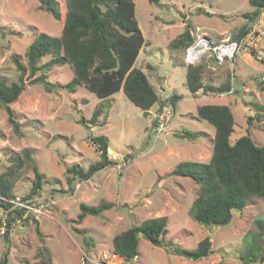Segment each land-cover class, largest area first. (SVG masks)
<instances>
[{
	"label": "rangeland",
	"instance_id": "rangeland-1",
	"mask_svg": "<svg viewBox=\"0 0 264 264\" xmlns=\"http://www.w3.org/2000/svg\"><path fill=\"white\" fill-rule=\"evenodd\" d=\"M59 2L63 15L64 3ZM133 2L135 18L148 43L140 50L135 66L147 75L160 99L172 93L181 95L175 112L167 105L165 112L170 115L166 129L155 139L157 120L152 115L157 107L144 114L121 90L110 97V106L98 117L100 125L90 128L78 120L84 118L88 124L100 100L82 86L73 93L63 89L46 92L42 84L27 83L9 105L22 123V135L13 133L5 109L0 107V173L10 167L15 169L12 191L24 199L31 190L35 165L47 181L25 200L53 201L50 215L14 221L8 241L0 232V261L6 255L5 264H38L37 252L42 246L51 264H241L238 256L247 248L264 256V235L256 224L264 220V196L251 199L243 210L235 211L228 225L201 226L192 217L198 184L188 177L168 174L181 161L207 162L210 158L215 129L196 118L200 104L230 107L235 121L230 142L249 132L256 144H264V9L247 29L260 36L253 49L256 55L250 54L252 50L240 51L232 64L217 65L212 57L201 62L205 64L204 84L232 82L233 92L217 95L200 89L196 97L184 85V51L170 49L168 43L182 32L185 22L190 23L194 37L206 33L211 41L218 42L227 31L233 36L247 24L243 14L252 6L248 0H161L160 6L147 0ZM198 8L203 11L198 12ZM62 17L53 19L38 8L37 0H0V75L16 80L18 72L11 55L20 56L26 63L28 45L40 33L59 35ZM47 60L44 57L41 63ZM45 74L49 81L63 84L72 78V69L67 64L58 65ZM258 114L261 115L256 117ZM183 132L201 134L188 139L180 136ZM88 135L108 138V155L114 163L77 183L72 194H62L57 190L67 188L65 167H87L99 159ZM25 149L31 160L25 159ZM17 156L21 158L20 167H13ZM55 178L59 182H53ZM102 201L114 206L100 215H87L80 223L75 221L80 203L95 206ZM162 215L167 217V240L194 249L208 236L211 253L200 260H190L140 237L138 256L132 261L124 262L113 254L115 234L133 223ZM4 217L0 209V220ZM249 264L264 263L258 260Z\"/></svg>",
	"mask_w": 264,
	"mask_h": 264
},
{
	"label": "trees",
	"instance_id": "trees-1",
	"mask_svg": "<svg viewBox=\"0 0 264 264\" xmlns=\"http://www.w3.org/2000/svg\"><path fill=\"white\" fill-rule=\"evenodd\" d=\"M37 1L38 8L53 19L60 20L63 16L62 28L59 35L38 34L25 51L26 63L21 61L20 56L11 55L18 72L16 80L10 81L0 75V107L5 109L6 119L13 133L22 135L20 130L22 123L18 121L9 105L17 100L27 83L42 84L46 92L63 89L73 93L82 86L93 93L100 103L94 107L88 124L84 118L78 120L87 128L100 125L98 117L110 106V97L120 90L144 114H148L154 105L157 107L156 113L161 112L167 105L174 108L181 99V95L176 93H172L166 99H160L147 75L135 66L145 39L135 18L133 0H63L65 8L63 15L59 0ZM147 1L155 6L162 4L161 0ZM248 3L253 9L243 14L247 24L239 28L233 35L234 39L244 35L248 24L256 22L264 9V0H248ZM197 10L203 11L201 8ZM193 41L191 25L185 22L182 32L168 43V47L185 51ZM250 54L256 55L253 50ZM44 57H48V60L41 63ZM64 64L71 67L72 78L63 84L49 81L45 73L54 66ZM204 69L203 63L185 66L184 85L191 96L197 97L196 93L200 89L211 93L229 90L228 81L219 86L204 84ZM196 118L207 121L215 129L210 158L207 162L181 161L168 174L188 177L198 184L192 213L196 223L209 227L225 226L230 223L235 211L243 210L251 199L264 196V144H256L249 132L230 142L229 137L235 121L228 105L200 104L196 108ZM249 119L252 118L248 117ZM199 134L201 133L183 132L180 136L193 139ZM88 139L98 152L99 159L87 167L77 164L65 167L67 188L57 190L62 194H72L77 183L88 180L97 171L114 163L108 155L109 141L105 135H88ZM24 157L31 160L28 149L24 150ZM20 164L21 158L14 157L13 167H20ZM32 167L34 178L30 193L24 199L37 193L47 181L44 175L37 171L35 165ZM14 170L10 167L0 173V209L5 213L4 220H0V226L5 223V230L2 233L5 241L9 240L12 223L22 216V210L13 207L9 202L14 196L12 191ZM53 182L59 180L55 178ZM112 206L114 204L107 201L95 206L80 203V212L75 221L80 223L87 215H100ZM256 224L260 234L264 235V220H257ZM167 231V217L164 215L133 223L112 237L113 254L124 262L132 261L138 256L140 237L190 260H200L211 253V241L208 236L201 239L194 249H186L167 240L165 238ZM36 232L42 242L38 227ZM37 254L38 264H51L45 246L39 247ZM238 259L241 264L258 260L264 263V256H259L252 248H247L239 254ZM5 263L6 255L0 261V264Z\"/></svg>",
	"mask_w": 264,
	"mask_h": 264
},
{
	"label": "built area",
	"instance_id": "built-area-1",
	"mask_svg": "<svg viewBox=\"0 0 264 264\" xmlns=\"http://www.w3.org/2000/svg\"><path fill=\"white\" fill-rule=\"evenodd\" d=\"M259 38V34L253 29L248 30L238 39H234L232 34L227 31L223 34V37L218 42L211 41L206 33H198L194 37V41L186 47L184 51V61L187 65H196L201 63L206 57H212L217 65H222L226 62L232 64L238 52L243 51L248 53L250 50L255 49L257 47ZM230 70L232 73L233 68L231 67ZM233 90V83L230 82L228 91L214 94L226 95L232 93ZM166 107L167 106H165L161 112L156 113L155 115V119L157 120L155 125V139L159 133L166 129L168 123L167 121L170 115V112H165L167 109ZM9 202L13 207H17L22 210L21 218H25L27 216L38 218L43 215H50V205L53 203V201L31 202L29 200L22 199L19 196L11 197ZM4 230L5 223L3 222V224L0 226V232L3 233Z\"/></svg>",
	"mask_w": 264,
	"mask_h": 264
},
{
	"label": "crops",
	"instance_id": "crops-1",
	"mask_svg": "<svg viewBox=\"0 0 264 264\" xmlns=\"http://www.w3.org/2000/svg\"><path fill=\"white\" fill-rule=\"evenodd\" d=\"M192 34H193V29H192ZM194 36V35H193ZM145 39V38H144ZM144 44H148L146 41H145V43ZM143 44V45H144ZM150 44V43H149ZM143 47V46H142ZM142 49V48H141ZM144 52H146V50L144 49ZM184 68H185V66H184ZM112 97V96H111ZM156 105H154L153 107H155ZM175 112V107L173 108V113ZM156 115V112L152 115V117H154ZM213 137H214V135H213ZM213 137H211V141L213 140Z\"/></svg>",
	"mask_w": 264,
	"mask_h": 264
}]
</instances>
